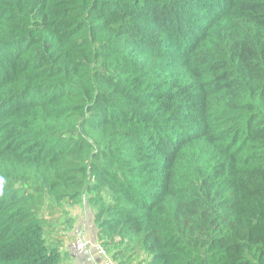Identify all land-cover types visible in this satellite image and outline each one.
Listing matches in <instances>:
<instances>
[{
  "label": "trees",
  "instance_id": "1",
  "mask_svg": "<svg viewBox=\"0 0 264 264\" xmlns=\"http://www.w3.org/2000/svg\"><path fill=\"white\" fill-rule=\"evenodd\" d=\"M82 199L116 264H264V0H0V264Z\"/></svg>",
  "mask_w": 264,
  "mask_h": 264
},
{
  "label": "rangeland",
  "instance_id": "2",
  "mask_svg": "<svg viewBox=\"0 0 264 264\" xmlns=\"http://www.w3.org/2000/svg\"><path fill=\"white\" fill-rule=\"evenodd\" d=\"M41 214L44 220L46 237L49 241L62 247V264L73 262L70 261L71 256L69 255V247L71 241H73V231L77 230L76 224H78L79 221V231L84 228L85 235L90 240H94L95 238V226L92 221L91 211L84 199L76 204L69 201H63L57 204H49L47 202L43 206ZM90 260L92 261V259ZM134 262L135 260L132 261V264ZM86 264L91 263L87 262Z\"/></svg>",
  "mask_w": 264,
  "mask_h": 264
},
{
  "label": "built area",
  "instance_id": "3",
  "mask_svg": "<svg viewBox=\"0 0 264 264\" xmlns=\"http://www.w3.org/2000/svg\"><path fill=\"white\" fill-rule=\"evenodd\" d=\"M89 247H92L97 252L100 258V264H116L111 254L96 239L90 240L89 238L78 236L70 243V251L74 254L80 253Z\"/></svg>",
  "mask_w": 264,
  "mask_h": 264
},
{
  "label": "crops",
  "instance_id": "4",
  "mask_svg": "<svg viewBox=\"0 0 264 264\" xmlns=\"http://www.w3.org/2000/svg\"><path fill=\"white\" fill-rule=\"evenodd\" d=\"M91 217H92V214H91ZM79 224H80V221L78 222V224H76V229L77 230L73 231V240L76 237H78V236H82V237L88 238L85 235L84 228H82L79 231ZM63 250H64V248H63ZM69 255L71 256L70 257V261H73V262L72 263L70 262L68 264H81V263L86 264L87 262H90L91 264H100V258L98 256L97 252L95 251V249L92 248V247H89L88 249H86V250H84V251H82L80 253H77V254L72 253L70 251V249H69ZM90 259H92V261Z\"/></svg>",
  "mask_w": 264,
  "mask_h": 264
}]
</instances>
